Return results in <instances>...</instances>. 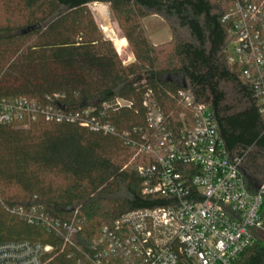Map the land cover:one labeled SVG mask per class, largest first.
Wrapping results in <instances>:
<instances>
[{"label": "trees", "instance_id": "16d2710c", "mask_svg": "<svg viewBox=\"0 0 264 264\" xmlns=\"http://www.w3.org/2000/svg\"><path fill=\"white\" fill-rule=\"evenodd\" d=\"M91 2L109 3L133 61L124 64L100 32L87 8ZM0 5V98L47 104L57 95L58 106L72 112L92 108L88 118L111 128L43 117L25 128L0 124V242L38 241L55 250L61 245L7 207L38 206L61 219L78 209L83 224L77 235L84 246L103 226L164 203L141 192L138 167L152 163L153 156L139 152L131 159L148 129L142 105L148 91L169 121L189 114L179 103L180 89L207 104L226 149L241 157L247 186L253 190L264 183V118L243 67L229 64L224 53L231 0H0ZM148 15L168 25L166 45L150 42L142 25ZM116 99L126 104L116 105ZM260 233L237 264H264ZM65 251L50 264H78Z\"/></svg>", "mask_w": 264, "mask_h": 264}, {"label": "built area", "instance_id": "2783aa9c", "mask_svg": "<svg viewBox=\"0 0 264 264\" xmlns=\"http://www.w3.org/2000/svg\"><path fill=\"white\" fill-rule=\"evenodd\" d=\"M231 2L230 41L224 53L229 64L243 67L264 118V0ZM177 96L189 114L169 121L153 93H145L148 129L136 143L135 155L144 152L154 158L138 167L141 192L162 197V205L103 226L84 246L77 235L83 224L78 209L61 219L38 206L7 207L44 228L61 245L55 250L38 241L0 242V264H50L66 248L78 264H237L255 241V232L264 231V183L253 190L247 186L241 157L226 149L208 105L195 102L186 89L178 90ZM57 103V95L48 97L47 104L25 97L0 98V124L25 128L43 117L111 131L109 125L88 118L92 108L72 112ZM115 104L126 101L116 99Z\"/></svg>", "mask_w": 264, "mask_h": 264}, {"label": "rangeland", "instance_id": "374dc122", "mask_svg": "<svg viewBox=\"0 0 264 264\" xmlns=\"http://www.w3.org/2000/svg\"><path fill=\"white\" fill-rule=\"evenodd\" d=\"M98 6H103L106 9L107 13V18L103 16V14L100 13L98 10ZM87 8L90 11L95 23L98 26V29L100 32L103 34L105 38L110 40L119 55L120 59L123 61L124 64H127L131 61L134 60V57L131 53V50L129 49L127 42L126 46L122 48L120 53L116 49L114 42L112 39V36L108 33V30L111 29L112 31H115V35L124 38L122 36V32L117 24V21L115 20L112 11L110 9L109 3L108 2H91L87 4ZM0 19L1 21L3 20V14H2V8L0 5ZM105 20V21H104ZM107 21V22H106ZM142 25L146 31V34L150 40V42L154 45H166L167 42L171 38V32L166 24V22L158 15H148L142 19ZM107 29V30H106ZM109 34V35H108ZM137 151V150H136ZM136 151L133 154L132 158L133 159L136 155ZM262 206H264V203H262ZM262 211H264V207H262ZM259 239L264 240V231H262L259 234Z\"/></svg>", "mask_w": 264, "mask_h": 264}, {"label": "bare ground", "instance_id": "6f19581e", "mask_svg": "<svg viewBox=\"0 0 264 264\" xmlns=\"http://www.w3.org/2000/svg\"><path fill=\"white\" fill-rule=\"evenodd\" d=\"M97 8L100 11V13L103 14L104 17L107 18V13H106L107 11H106L105 7L98 6ZM114 32L115 31H112L111 29L108 30V33L112 36V39L111 40H113L116 49L120 53V51L122 50V48L126 46V39L125 38H120V37L116 36Z\"/></svg>", "mask_w": 264, "mask_h": 264}, {"label": "crops", "instance_id": "0c3cea01", "mask_svg": "<svg viewBox=\"0 0 264 264\" xmlns=\"http://www.w3.org/2000/svg\"><path fill=\"white\" fill-rule=\"evenodd\" d=\"M154 44H156V43H154Z\"/></svg>", "mask_w": 264, "mask_h": 264}]
</instances>
